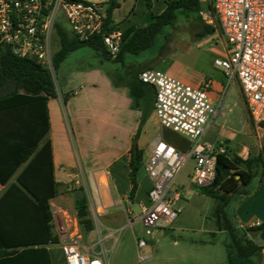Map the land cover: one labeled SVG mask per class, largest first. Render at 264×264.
<instances>
[{
    "label": "crops",
    "instance_id": "1",
    "mask_svg": "<svg viewBox=\"0 0 264 264\" xmlns=\"http://www.w3.org/2000/svg\"><path fill=\"white\" fill-rule=\"evenodd\" d=\"M88 1L99 2L105 7L108 0ZM168 1L119 0V6L112 11L110 26L122 31L145 26L153 20L154 15L166 9ZM202 1L203 8H207L206 0ZM192 18L201 19L203 29H197L191 41L189 39L187 41V38L181 39L185 44L182 49L186 51L187 57L185 61L171 60L165 71L193 86H204L206 82L210 84L208 87L210 101L216 107H220L216 120L210 122L207 127L204 135L206 139L203 137L205 141L211 142L207 136L213 125L224 118L228 122H234L235 118L229 113L241 110L242 106L239 99L231 95V84H228L226 74L215 65V59L226 54V41L217 25L208 24L195 14L179 12L177 21L166 26L161 35H165L167 43L172 42L175 46L174 30L186 26V20ZM61 26L70 31L65 24ZM207 26H213L214 32H210ZM81 48L72 51L67 58ZM94 54L99 57L97 63L84 65V57H81L74 65L59 66L62 84L57 87V96L50 97L46 103L16 94L8 98L12 102L0 106V172L7 176V181L0 180V199L7 189L18 181L19 175L40 149L50 141L54 173L60 184L59 194L50 200L51 205L72 206L75 209L77 192L83 189L89 201V210L95 227L99 225V228L105 231L125 226L130 218L139 213L141 203H149L148 194L152 183L145 166L141 165L137 178L138 188L133 196L130 195L132 187L129 176L130 151L143 106L133 107L134 97L129 83L135 74L139 75L143 70L153 67L140 63L138 60L140 54H134L135 57L126 54L124 62L117 61L118 63L109 54L98 50H95ZM127 58L130 60L127 61ZM118 64L123 66L124 70H120ZM115 71L119 73V78ZM154 101L155 97L151 99L150 104H145V108L151 111L138 137L143 160L145 157L147 160L153 142L163 139L158 132L160 122L154 111ZM225 127L223 123L219 128H214V131L220 136L219 144L223 143L228 151L233 138ZM163 140L180 151H186L191 145L190 140L189 145L171 137ZM37 141L38 145L34 151L10 174L9 168L22 154L35 146ZM246 149L247 146L240 152L244 159L248 158L243 154ZM179 174L175 184H178ZM43 176L45 184L46 174ZM261 182V186H248L247 193L239 194L235 198L239 202L236 218L240 227L264 222V172L261 174ZM183 191L179 201L186 198ZM10 205L14 207L16 204L12 202ZM74 214L77 216L76 209ZM130 226L132 230L120 238L119 246L125 247V241L128 246L132 243L137 244V237L141 236L139 231L143 232V225L135 222ZM29 227L31 237L35 239L46 237L43 222L36 217L31 220ZM52 230L54 231V228ZM94 232L95 228L89 235L92 237ZM18 239L20 238L15 234L3 232L0 235V246L4 241L13 242ZM259 243L264 244L263 241ZM44 246L55 256L56 264L61 260L65 263L59 245L49 242L44 243Z\"/></svg>",
    "mask_w": 264,
    "mask_h": 264
},
{
    "label": "built area",
    "instance_id": "2",
    "mask_svg": "<svg viewBox=\"0 0 264 264\" xmlns=\"http://www.w3.org/2000/svg\"><path fill=\"white\" fill-rule=\"evenodd\" d=\"M200 15L206 23L220 28L226 54L216 58L215 65L224 71L228 84L239 81L258 135L264 138V0H213L212 7L203 8ZM105 17L104 5L88 0H0V68L4 52L11 50L17 56L36 60L54 75V35L64 21L80 40L101 37L115 57L121 49L123 31L107 30ZM139 78L155 87L154 111L161 124L191 141L186 151L163 139L151 145L144 163L152 183L149 203H141L139 213L129 219V224L143 225V235L137 237L140 251L149 245L157 229L178 218L182 189L175 186V180L187 161L191 157L196 160L193 184L208 186L217 174L218 155L226 153L227 148L223 143L203 141L209 123L220 112V107L210 101L208 82L193 86L153 68L140 72ZM51 208L58 238L55 244L65 264H110L105 242L122 228L108 229L107 234L101 229L92 239L82 234L78 218L70 209L55 204ZM148 256L140 254L141 258Z\"/></svg>",
    "mask_w": 264,
    "mask_h": 264
},
{
    "label": "trees",
    "instance_id": "3",
    "mask_svg": "<svg viewBox=\"0 0 264 264\" xmlns=\"http://www.w3.org/2000/svg\"><path fill=\"white\" fill-rule=\"evenodd\" d=\"M212 2L213 0H210L207 3L208 8L212 7ZM118 6L119 0H108L106 3L107 30H114L110 26L111 14ZM202 9V0H169L166 9L154 15L149 24L123 31L121 49L114 57L115 60L124 62L126 54H139L150 48L164 28L177 21L179 12L192 13L202 18L200 15ZM207 27L210 32H214L213 26ZM57 33L60 45L54 54L55 69L59 68L72 51L83 46H91L104 54H109L101 37L83 41L61 25H58ZM110 57L113 56L110 55ZM129 86L134 97L133 107L143 106L140 123L130 151L129 176L132 184L130 195L133 196L138 188V172L143 163V151L138 145V137L151 111L145 108V104H150L151 99L156 97V90L153 85L142 81L138 74L133 76ZM16 94L46 103L50 97L57 96L56 81L52 73L36 60L20 57L11 50H6L0 68V106L12 102L8 98ZM46 122V131H48V113ZM37 145L38 141L15 161L9 168L10 174L28 158ZM52 157V144L48 141L19 175L18 181L13 183L0 199V235L4 232V234H15L20 238L13 242H2L0 264H56L55 256L44 246V243L49 242L55 244L58 239L52 230L53 212L50 200L59 194L60 184L55 177ZM259 166H262L264 170V142L261 154L256 159L250 157L244 159L238 155L230 156L228 151L221 153L218 155L214 182L208 186L198 187L201 193L217 200L214 216L217 229L226 231L228 235L225 243L228 264H264V244L259 243L250 235L252 229L262 230L264 222L257 226L240 227L228 212L236 196L247 193L246 188L257 175L256 168ZM44 173L46 174L45 184ZM6 177L0 172L1 181H7ZM77 193L76 214L81 232L87 236L95 228V222L90 214L87 195L83 189L78 190ZM12 202L16 204L14 207L10 205ZM35 217L43 222L46 232L44 238L35 239L29 235V225Z\"/></svg>",
    "mask_w": 264,
    "mask_h": 264
},
{
    "label": "rangeland",
    "instance_id": "4",
    "mask_svg": "<svg viewBox=\"0 0 264 264\" xmlns=\"http://www.w3.org/2000/svg\"><path fill=\"white\" fill-rule=\"evenodd\" d=\"M206 2L209 3L210 0H206ZM64 24L70 30L68 32L72 33L68 22L64 21ZM185 25L186 26H182L178 30H174L175 46L172 45V42L167 43L165 35L160 34L156 42L150 48L139 53V62L145 63V65H152L153 69L165 71L166 66L171 60L176 59L185 61L184 59H186L187 53L182 49L185 44L181 39L187 38V41L188 39L191 41L190 39L194 37L196 30L199 28L203 29L202 20H198L197 18L186 20ZM54 42V51H56L60 45L58 33L54 35ZM192 42H194V40H192ZM95 50L91 46H83L79 51L74 52L71 57L67 58L64 63L62 62L63 64L61 65L65 67L74 65L81 57H84V65L88 63H97L99 57L95 56ZM130 55L136 56L134 54H127V56ZM129 58H127V61L130 60ZM117 66L120 70H124V67L120 64ZM115 75L118 78L120 77L117 71H115ZM53 76L57 87L60 86L62 84V77L59 68L55 70ZM230 87L231 95H233L235 99H239L242 108L241 110H236L233 114L229 113V115H233V118H235L234 122H228V120L224 118L215 123L213 128L209 130L207 139L218 145L220 136L214 131V128L217 129L224 123V125H226L225 129L230 132V136L233 138L231 147H228L229 155H238L242 157L240 152L247 146L246 151L243 152L244 156L256 159L261 154L264 138L258 135L256 123L252 118L237 79L231 82ZM158 132L163 136V139L171 137L182 141L185 145H189V139L185 135L163 126L161 122ZM225 136H227V134ZM204 138L206 139V137ZM204 138L203 141H205ZM145 160L146 157L143 160L142 166H144ZM195 165L196 160L191 157L177 179L178 184L181 186L175 184L176 187L184 190L183 195L186 197L177 204L181 209L178 218L172 224L157 229L152 239L149 240V245L141 249V252L137 244L134 243L128 246L125 241V247L119 246L120 240L122 239L121 237L132 230V227L127 222L125 226L120 227L122 228L121 230L115 232L114 237L107 239L105 242L108 248V259L110 264H228L225 245L228 235L226 231L217 229L214 216L217 200L214 197L201 193L198 187L193 184L191 178ZM256 169L257 175L249 186H261L262 184L261 174L264 172L263 167L259 166ZM238 206V200H234L228 208L230 217L237 224L239 223V220L236 218ZM66 207L75 213V209L72 206ZM100 230L99 225L95 227V231ZM111 230L116 229L112 228ZM108 232L109 230L103 231L104 234ZM139 234L143 235V232L139 231ZM91 238L96 239V232H94ZM256 240L258 242L263 241L260 237H257ZM146 253L149 254L148 257H140V254ZM60 256L62 257L61 253ZM59 264L65 263L61 260Z\"/></svg>",
    "mask_w": 264,
    "mask_h": 264
},
{
    "label": "water",
    "instance_id": "5",
    "mask_svg": "<svg viewBox=\"0 0 264 264\" xmlns=\"http://www.w3.org/2000/svg\"><path fill=\"white\" fill-rule=\"evenodd\" d=\"M250 235L253 238H257L260 237L263 241H264V228L262 230H258V229H252L250 231Z\"/></svg>",
    "mask_w": 264,
    "mask_h": 264
}]
</instances>
